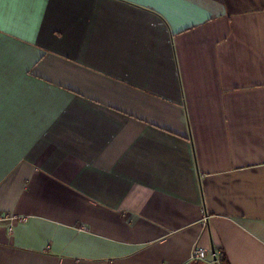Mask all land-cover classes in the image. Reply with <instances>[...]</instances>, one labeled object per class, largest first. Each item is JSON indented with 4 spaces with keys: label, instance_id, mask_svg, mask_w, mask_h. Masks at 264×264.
<instances>
[{
    "label": "crops",
    "instance_id": "crops-1",
    "mask_svg": "<svg viewBox=\"0 0 264 264\" xmlns=\"http://www.w3.org/2000/svg\"><path fill=\"white\" fill-rule=\"evenodd\" d=\"M198 246L264 264V0H0V264Z\"/></svg>",
    "mask_w": 264,
    "mask_h": 264
},
{
    "label": "built area",
    "instance_id": "built-area-1",
    "mask_svg": "<svg viewBox=\"0 0 264 264\" xmlns=\"http://www.w3.org/2000/svg\"><path fill=\"white\" fill-rule=\"evenodd\" d=\"M20 220H23V218H21ZM12 229H13V225H10L9 230L11 231ZM219 255L220 254H218L216 251H214V252H212V254L210 256L211 258H210L208 256L207 250L202 246L196 247L195 253H194V257L201 259V260L207 259L209 257L214 264L219 263V261H220Z\"/></svg>",
    "mask_w": 264,
    "mask_h": 264
},
{
    "label": "trees",
    "instance_id": "trees-1",
    "mask_svg": "<svg viewBox=\"0 0 264 264\" xmlns=\"http://www.w3.org/2000/svg\"><path fill=\"white\" fill-rule=\"evenodd\" d=\"M227 260H225V258L222 256L221 260L219 263L216 264H227ZM187 264H210L209 262H204V261H193V262H188Z\"/></svg>",
    "mask_w": 264,
    "mask_h": 264
},
{
    "label": "rangeland",
    "instance_id": "rangeland-1",
    "mask_svg": "<svg viewBox=\"0 0 264 264\" xmlns=\"http://www.w3.org/2000/svg\"><path fill=\"white\" fill-rule=\"evenodd\" d=\"M20 218H23L24 219V217H20ZM208 253V252H207ZM209 258V257H208ZM219 259L221 260V257H219ZM194 260H201V259H198V258H196V257H194Z\"/></svg>",
    "mask_w": 264,
    "mask_h": 264
}]
</instances>
